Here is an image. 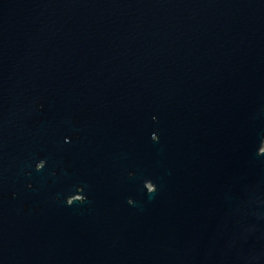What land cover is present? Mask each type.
Wrapping results in <instances>:
<instances>
[{
  "label": "water",
  "instance_id": "95a60500",
  "mask_svg": "<svg viewBox=\"0 0 264 264\" xmlns=\"http://www.w3.org/2000/svg\"><path fill=\"white\" fill-rule=\"evenodd\" d=\"M0 264H264V0H0Z\"/></svg>",
  "mask_w": 264,
  "mask_h": 264
},
{
  "label": "flooded vegetation",
  "instance_id": "af4514ba",
  "mask_svg": "<svg viewBox=\"0 0 264 264\" xmlns=\"http://www.w3.org/2000/svg\"><path fill=\"white\" fill-rule=\"evenodd\" d=\"M150 190H151V188H150ZM78 198H80V197H78Z\"/></svg>",
  "mask_w": 264,
  "mask_h": 264
}]
</instances>
